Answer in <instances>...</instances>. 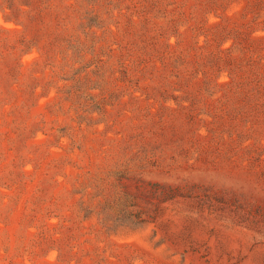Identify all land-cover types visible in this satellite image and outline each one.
Returning a JSON list of instances; mask_svg holds the SVG:
<instances>
[{"label": "rangeland", "instance_id": "rangeland-1", "mask_svg": "<svg viewBox=\"0 0 264 264\" xmlns=\"http://www.w3.org/2000/svg\"><path fill=\"white\" fill-rule=\"evenodd\" d=\"M263 74L264 0H0V264H264Z\"/></svg>", "mask_w": 264, "mask_h": 264}, {"label": "trees", "instance_id": "trees-1", "mask_svg": "<svg viewBox=\"0 0 264 264\" xmlns=\"http://www.w3.org/2000/svg\"><path fill=\"white\" fill-rule=\"evenodd\" d=\"M91 17L95 18L94 15H92ZM143 62L144 60L140 61L139 66H141ZM234 77L241 79L238 73H235ZM231 83V88L228 90V93L231 98H236L235 102L237 103V108H239L241 112L244 113V109L246 107H248L249 109H254L257 113H260L264 110V74L254 81L250 95H247L244 92L245 82L243 80L234 79ZM134 207H136L135 203H125L117 201L115 205L113 204L112 207H110V210L113 211L114 214L117 211L123 214H130Z\"/></svg>", "mask_w": 264, "mask_h": 264}]
</instances>
